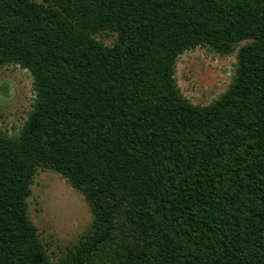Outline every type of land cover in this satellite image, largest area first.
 Listing matches in <instances>:
<instances>
[{
    "label": "trees",
    "instance_id": "trees-1",
    "mask_svg": "<svg viewBox=\"0 0 264 264\" xmlns=\"http://www.w3.org/2000/svg\"><path fill=\"white\" fill-rule=\"evenodd\" d=\"M198 45L238 47L205 106L174 78ZM10 63L34 95L0 131V264H53L27 212L38 167L92 215L56 264H264V0H0Z\"/></svg>",
    "mask_w": 264,
    "mask_h": 264
},
{
    "label": "rangeland",
    "instance_id": "rangeland-1",
    "mask_svg": "<svg viewBox=\"0 0 264 264\" xmlns=\"http://www.w3.org/2000/svg\"><path fill=\"white\" fill-rule=\"evenodd\" d=\"M99 39L110 45L113 36L107 33ZM237 48L221 55L208 45H198L181 53L174 78L182 96L198 106L216 99L232 79ZM33 95L28 70L13 63L0 65V131L10 135L18 131ZM30 188L29 219L36 226L50 261L56 264L88 229L92 219L90 209L83 195L50 168L38 167Z\"/></svg>",
    "mask_w": 264,
    "mask_h": 264
}]
</instances>
